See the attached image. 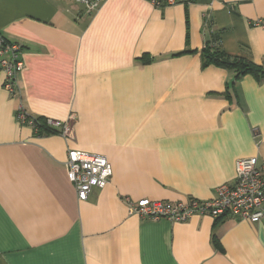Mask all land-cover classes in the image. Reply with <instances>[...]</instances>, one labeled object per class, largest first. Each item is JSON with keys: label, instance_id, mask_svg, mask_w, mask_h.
I'll use <instances>...</instances> for the list:
<instances>
[{"label": "crops", "instance_id": "1", "mask_svg": "<svg viewBox=\"0 0 264 264\" xmlns=\"http://www.w3.org/2000/svg\"><path fill=\"white\" fill-rule=\"evenodd\" d=\"M21 45L17 91L0 72V264H264V217L140 219L126 199L207 201L235 162L264 163V80L205 65L206 45L264 67V0L155 9L102 0H0ZM67 121L72 137L21 125ZM68 150L104 157L111 183L79 201Z\"/></svg>", "mask_w": 264, "mask_h": 264}, {"label": "built area", "instance_id": "2", "mask_svg": "<svg viewBox=\"0 0 264 264\" xmlns=\"http://www.w3.org/2000/svg\"><path fill=\"white\" fill-rule=\"evenodd\" d=\"M74 1L90 15L99 7L102 0ZM145 1L155 9H163L176 5H191L195 0ZM21 50L20 44L9 42L0 35V72L4 75L3 88L11 96L18 93L16 80L24 67ZM16 118L21 125L30 127L35 134L42 133L36 120L27 116L21 108ZM72 121V116L64 122L45 119V127L49 132L54 131L55 134L69 140L72 137ZM66 178L72 184L77 199L84 201L93 189H103L111 183L112 167L104 157L68 150ZM125 201L127 214L140 219L186 222L195 215L209 216L213 219L232 216L240 221L258 223L264 217V163L257 165L254 158L237 160L234 184L219 186L216 189V196L207 201L194 199L185 203L150 199H141L135 203L128 199Z\"/></svg>", "mask_w": 264, "mask_h": 264}, {"label": "trees", "instance_id": "3", "mask_svg": "<svg viewBox=\"0 0 264 264\" xmlns=\"http://www.w3.org/2000/svg\"><path fill=\"white\" fill-rule=\"evenodd\" d=\"M202 59L204 64L214 65L220 68H226L234 70L236 73V78L244 75H252L256 79L264 80V67L253 65L245 60L229 58L220 49L211 48L209 45L202 50ZM41 134L55 133L54 131L49 132L47 127H45V119H35ZM48 131V132H47Z\"/></svg>", "mask_w": 264, "mask_h": 264}]
</instances>
